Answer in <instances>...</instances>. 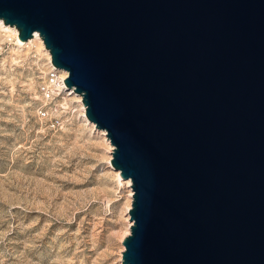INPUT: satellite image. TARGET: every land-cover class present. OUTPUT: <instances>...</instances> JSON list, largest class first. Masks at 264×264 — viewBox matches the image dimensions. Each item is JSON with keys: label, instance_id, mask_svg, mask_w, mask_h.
I'll return each instance as SVG.
<instances>
[{"label": "water", "instance_id": "obj_1", "mask_svg": "<svg viewBox=\"0 0 264 264\" xmlns=\"http://www.w3.org/2000/svg\"><path fill=\"white\" fill-rule=\"evenodd\" d=\"M0 18L39 34L130 180L122 264H264V0H0Z\"/></svg>", "mask_w": 264, "mask_h": 264}, {"label": "rangeland", "instance_id": "obj_2", "mask_svg": "<svg viewBox=\"0 0 264 264\" xmlns=\"http://www.w3.org/2000/svg\"><path fill=\"white\" fill-rule=\"evenodd\" d=\"M47 60L0 29V264H122L129 187L83 104L55 128L36 116Z\"/></svg>", "mask_w": 264, "mask_h": 264}, {"label": "built area", "instance_id": "obj_3", "mask_svg": "<svg viewBox=\"0 0 264 264\" xmlns=\"http://www.w3.org/2000/svg\"><path fill=\"white\" fill-rule=\"evenodd\" d=\"M66 74L63 69L55 67L50 60H47L44 73L35 85L38 95V101L34 107L35 114L39 119H44V124L49 128L62 126L66 122L67 107L71 101L79 102L81 108V95L63 83ZM76 96L79 100H74ZM69 97L72 98L69 99ZM81 112H83L82 109Z\"/></svg>", "mask_w": 264, "mask_h": 264}, {"label": "bare ground", "instance_id": "obj_4", "mask_svg": "<svg viewBox=\"0 0 264 264\" xmlns=\"http://www.w3.org/2000/svg\"><path fill=\"white\" fill-rule=\"evenodd\" d=\"M0 29H2V31H3V30H6V31H8V32H11V33L14 35V38H15L16 43H17L18 45L28 44L29 42H32L33 40H37L38 43H39V46H40L42 49H44V51L46 52V54H47V56H48V59L50 60V54H49V51H48V49L44 46L41 37L39 36V34H38L36 31H33L32 36H30V37H28V38H26V39H24V40H21V39L18 37V35H17V28H16L14 25H12V24L4 23V21H3L1 18H0ZM63 72H66V71L63 70ZM74 100H79V97L76 96V97L74 98ZM82 110H83V112H84V105H82ZM83 115H84L86 121H87L91 126L94 127V126H95L94 123H93L92 121L88 120V119L86 118V116H85L84 113H83ZM94 129L96 130V132L99 133V135L101 134L107 142L109 141V140L107 139V136L105 135V130H104L103 128H97V127L95 126ZM110 151H112V145H110ZM108 162H110V160H109ZM110 165H111V163H110ZM111 166H112V165H111ZM112 167H113V166H112ZM115 171H116L115 174H116L117 178H118L119 180H122V181L125 183V185H126L127 187H129L128 196L131 198L132 190H131V188H130V186H129V185H130V180H129V178H122V177L119 175V170L116 169V168H115ZM129 206H130V205H128L127 208H126L127 214H128V208H129ZM130 223H131V221L128 222V229L126 230V233H125V234H127V233L129 232V225H130Z\"/></svg>", "mask_w": 264, "mask_h": 264}]
</instances>
